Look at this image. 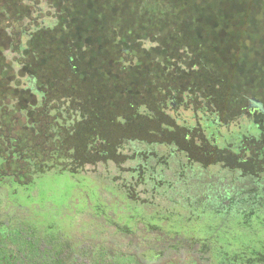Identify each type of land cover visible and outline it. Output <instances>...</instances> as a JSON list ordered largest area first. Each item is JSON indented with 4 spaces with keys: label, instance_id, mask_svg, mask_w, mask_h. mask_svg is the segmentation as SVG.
Wrapping results in <instances>:
<instances>
[{
    "label": "rangeland",
    "instance_id": "obj_1",
    "mask_svg": "<svg viewBox=\"0 0 264 264\" xmlns=\"http://www.w3.org/2000/svg\"><path fill=\"white\" fill-rule=\"evenodd\" d=\"M32 1L0 0V222L20 207L81 258L113 238L116 264H264V153L245 180L214 147L264 146L233 89L264 100L234 50L245 3Z\"/></svg>",
    "mask_w": 264,
    "mask_h": 264
},
{
    "label": "trees",
    "instance_id": "obj_2",
    "mask_svg": "<svg viewBox=\"0 0 264 264\" xmlns=\"http://www.w3.org/2000/svg\"><path fill=\"white\" fill-rule=\"evenodd\" d=\"M240 1L245 3L246 9L244 35L247 36L248 45L245 48L248 54L242 53L243 49L239 47L234 50L235 55L242 57V63L248 65L249 72L254 74L260 53L264 56V0H239V4ZM28 3L33 8L37 7L32 0H28ZM253 46L255 50L252 55ZM233 88L239 87L233 85ZM58 246L57 238L41 234L30 225L17 224L6 237L0 238V264H72L69 253H64Z\"/></svg>",
    "mask_w": 264,
    "mask_h": 264
},
{
    "label": "flooded vegetation",
    "instance_id": "obj_3",
    "mask_svg": "<svg viewBox=\"0 0 264 264\" xmlns=\"http://www.w3.org/2000/svg\"><path fill=\"white\" fill-rule=\"evenodd\" d=\"M98 42V41H97ZM97 42H96V44H97ZM68 44H70V42H68ZM241 44V43H240ZM99 46V44L97 45V47ZM116 46V45H115ZM236 47H239V48H241V46H235L234 48H236ZM116 48V47H115ZM227 48H229L228 46H227ZM15 64H17V61L15 60V61H13ZM259 62V63H258ZM117 63H119V62H117ZM116 63V64H117ZM255 70H256V76H255V86L258 88V86L259 87H261L260 88V91H261V89H263L264 88V72H263V69H262V66L260 65V59L259 60H257V65H256V68H255ZM25 81H26V86L24 85V87L25 88H21L22 90H28L30 93H31V95L32 96H34V98L36 99V105L35 106H32L31 107V105H29L28 107L29 108H34V107H38L39 105H41V102H42V99H41V97L39 96V91H38V89H37V86L35 85L36 84V82H35V78L33 77V76H30V75H27V77H26V79H25ZM213 82H215L216 83V81L215 80H213ZM216 86L217 87H219V85L218 84H216ZM234 90H235V92H237L240 96L242 95V97H243V100H244V102H245V106H244V108L242 109L243 110V115H248L249 116V118H252V117H255V118H263L264 117V113L261 111V110H259V109H257V108H254V106H253V104L250 102V100H252V99H254V100H256V101H258L259 103H261L262 104V107H263V109H264V100L262 99L261 100V98H259V96H260V93H257V94H254V95H247L245 92H242V90H240V88H233ZM257 91H258V89H257ZM36 96V97H35ZM16 101V100H15ZM21 102V100H19V103ZM16 103H17V101H16ZM15 107V104L13 103L12 105H11V108H14ZM214 123V122H213ZM221 124L222 123H220V122H217V123H215V127H218V126H221ZM257 125V130L261 127L262 129L264 128V121L263 122H261L260 124L258 123V124H256ZM27 126H30L31 128H33L29 123H27ZM214 126V125H213ZM261 130V129H260ZM261 132H262V130H261ZM215 134V133H214ZM213 139L215 138V135H213V137H212ZM8 143L9 144H11L12 143V140H8ZM134 143V142H133ZM264 145V144H263ZM216 149H219V150H224V149H226L227 151H229V152H231V153H233V155H236V156H239V158H238V166H239V164L242 166L241 168H240V170H239V168L238 167H235L234 169H232V171H230V172H234L235 173V176H238V177H241L242 175H243V172L245 173V167H247V166H249L250 164L248 163L247 164V162H248V159H250V158H252V154H256V156H261L262 155V153H264V146L262 147L261 146V149L260 150H252V149H250V147H247V146H245V145H243L242 144V146H240V145H236V146H233V147H228V146H226V145H223V146H219V147H217V146H214ZM2 156H3V154H2ZM1 156V154H0V163L2 162V160H3V157ZM257 165V163L255 162V166ZM236 170H239L238 172L236 171ZM243 177H245V180H250L251 179V176L250 175H248L247 173H245V175L243 176ZM242 178V177H241ZM243 179V178H242ZM263 180V179H262ZM244 181V180H243ZM264 181V180H263ZM1 184V186L2 185H4V186H2L1 188H6V189H8V188H11V187H13L14 185L13 184H8V185H6V184H3V183H0ZM16 184V183H15ZM8 187V188H7ZM262 188H264V184H263V187ZM262 196V197H261ZM258 202H259V204H260V206L262 207L263 205H264V196L261 194L260 195V197H259V200H257ZM241 203V204H244V201L243 200H241V201H238V202H236V204L237 203ZM239 203V204H240ZM25 209H27V207H25ZM5 213V211H2V210H0V217L3 215ZM24 215H25V213H24V210L23 209H21L20 207H16L15 208V214H14V216L15 217H12V218H10V217H8L7 219L8 220H6V222H0V238H2V237H6L11 231H12V229H13V227L15 226V225H17V224H27V225H30L33 229H35L37 232H39L38 231V229H37V227H35L32 223H30L29 221H28V219H26L25 217H24ZM1 221V220H0ZM41 233V232H40ZM41 234H46V235H48V236H52V237H54V238H57V241H58V243H59V246H58V248H60L64 253H69V261H70V263H72V264H99V262L98 261H95V258H94V256H92V253H93V250L95 249V250H98L97 251V253H99V255L102 257V260H103V262H102V264H116L117 263V261L116 260H121L120 258H119V256H117V255H120V256H123L120 252L123 250V249H121V247L122 246H124V244H116V241H114L113 240V238H110V240H108L107 241V239H105V241L106 242H110V243H108L106 246L104 245V241H100V242H98V240L97 241H85V242H83L84 244V250L83 251H87V250H89V253L87 254V255H85L86 257H84V258H81L80 256H81V253H80V255H79V253L78 254H76L75 253V250L73 251V248L70 246V244L69 243H67V242H64V243H66L67 245V248L66 249H68L67 251L65 250L64 251V249H63V242L61 241V236H60V238L59 237H56V236H54V235H52V234H47V233H41ZM128 236V235H127ZM123 240V239H122ZM125 241L126 240H128V238H125L124 239ZM121 246V247H120ZM110 249V250H112V251H115V253H118L115 257H113V258H111V257H109L108 259L110 260V261H106V257L105 256H108V255H113V254H107L104 250L105 249ZM123 252V251H122ZM130 256V255H129ZM87 258H88V260H87ZM86 259V260H85ZM100 260V259H99ZM163 263H165V261L163 262ZM120 264H121V262H120Z\"/></svg>",
    "mask_w": 264,
    "mask_h": 264
},
{
    "label": "water",
    "instance_id": "obj_4",
    "mask_svg": "<svg viewBox=\"0 0 264 264\" xmlns=\"http://www.w3.org/2000/svg\"><path fill=\"white\" fill-rule=\"evenodd\" d=\"M250 102L253 104L254 108H257L264 113V109H263L261 103H259L258 101L254 100V99L250 100Z\"/></svg>",
    "mask_w": 264,
    "mask_h": 264
}]
</instances>
